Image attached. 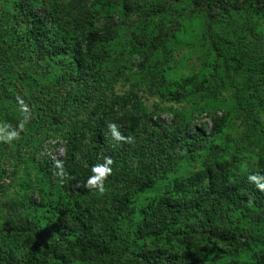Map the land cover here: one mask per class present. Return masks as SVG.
<instances>
[{
    "label": "trees",
    "instance_id": "obj_1",
    "mask_svg": "<svg viewBox=\"0 0 264 264\" xmlns=\"http://www.w3.org/2000/svg\"><path fill=\"white\" fill-rule=\"evenodd\" d=\"M246 2L0 0V264H264V4ZM198 42V72L171 75Z\"/></svg>",
    "mask_w": 264,
    "mask_h": 264
},
{
    "label": "rangeland",
    "instance_id": "obj_2",
    "mask_svg": "<svg viewBox=\"0 0 264 264\" xmlns=\"http://www.w3.org/2000/svg\"><path fill=\"white\" fill-rule=\"evenodd\" d=\"M52 0H45L46 2V5L47 7L50 6L49 3L51 2ZM233 2V4L235 5L234 6V9L240 13V14H244L246 13V8H244V6L247 5V2L246 0H231ZM262 3L264 4V0H261ZM49 2V3H48ZM241 15V16H242ZM262 23H263V27H264V16L262 18ZM205 43H201V42H198L196 44V46L193 48L191 54L189 53H186V49L183 48L180 52V56H185L184 60H182L181 63L177 64L176 65V56L174 57L173 60H170V63L169 65L171 66V70H170V73L171 75L172 74H176V73H179V72H183L185 74H190V73H195V72H198L199 70V67H200V63L201 62H205L206 61V58H205V54H206V51H205ZM130 84V82H127V84H124V85H121L120 86V91H123V89H127L128 85ZM149 88L147 87V84L145 85H141L140 89L138 90V95H140L141 93L143 92H149ZM227 98H231V91L230 89H227L225 90V92L220 96V100H222L223 102V99H227ZM142 100H143V105L146 106V107H151L152 106V99L151 97L148 96V98H146L145 96L142 97ZM222 102H221V105H222ZM216 111L217 113H220V109H219V106L218 108H216ZM171 117V114L167 113V112H164L162 113V118L164 120H169V118ZM198 122H208L209 119L206 118L204 116V114L201 115V117L198 118L197 120ZM260 123V127L261 128H258L259 132H260V129L263 131L264 130V113L261 112V115H260V118H259V121ZM239 131H240V126L237 124V126H235L234 128H227L226 129V132L227 133H231L235 139H238L239 138ZM262 133V132H260ZM264 133V131H263ZM249 149H247V152ZM63 152V149L60 148L58 150V154H62ZM250 159H251V162L250 163H253L254 160H255V157H256V150H252L250 152ZM189 168L186 167L184 168V171H188ZM174 249H179L181 248V245H180V242L176 241V243H174V245H172Z\"/></svg>",
    "mask_w": 264,
    "mask_h": 264
},
{
    "label": "clouds",
    "instance_id": "obj_3",
    "mask_svg": "<svg viewBox=\"0 0 264 264\" xmlns=\"http://www.w3.org/2000/svg\"><path fill=\"white\" fill-rule=\"evenodd\" d=\"M110 128L113 131L114 136H116V138L118 140H129L130 142V138H125L123 136H121L118 132L115 131V126L114 125H110ZM113 163V161L108 158L106 159V164L104 166H96L93 168V172L97 173L98 175L93 176L92 178L89 179L88 181V185L91 187H96L98 188V190L100 192H103L105 189L103 187V184L100 182L102 177H106L107 175L111 174V168L108 167V165H111ZM60 165L57 164V167H59Z\"/></svg>",
    "mask_w": 264,
    "mask_h": 264
}]
</instances>
